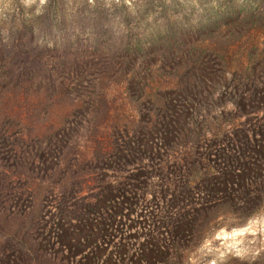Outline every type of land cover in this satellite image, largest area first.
Returning a JSON list of instances; mask_svg holds the SVG:
<instances>
[{
  "label": "rangeland",
  "instance_id": "obj_1",
  "mask_svg": "<svg viewBox=\"0 0 264 264\" xmlns=\"http://www.w3.org/2000/svg\"><path fill=\"white\" fill-rule=\"evenodd\" d=\"M46 5L0 0V264H169V227L139 216L162 177L200 182L207 205L178 234L181 264H264V189L250 186L264 181V0H57L36 32L44 69L19 76L12 39ZM133 44L148 56L127 66ZM52 59L86 66L101 104L77 103L82 89L60 87L76 75ZM236 136L254 154L212 170L210 146Z\"/></svg>",
  "mask_w": 264,
  "mask_h": 264
},
{
  "label": "trees",
  "instance_id": "obj_2",
  "mask_svg": "<svg viewBox=\"0 0 264 264\" xmlns=\"http://www.w3.org/2000/svg\"><path fill=\"white\" fill-rule=\"evenodd\" d=\"M58 7V8H57ZM58 10L59 5L57 6V0H47L46 5V11L44 12L43 17H32L31 19L25 20L22 24V31L24 32L23 35H21L19 38H13L12 39V47L14 51V57H16V61L19 63V76H21V73H24L26 71L30 72H37L40 73L42 68H36V63H40L39 54L41 51L37 49V47H34L35 41H36V32L38 29L46 24V19L48 18L50 12L52 10ZM50 11V12H49ZM50 27H53L52 24H50ZM141 49L139 45L133 44L131 46H128L125 48V61L124 63L127 66H134V63L137 62L140 58H145L148 56L146 53L145 55H142L140 53ZM209 55L218 57L219 53L217 52L216 48H212L209 51H207ZM262 57L264 56V53L262 52ZM264 58V57H263ZM19 60V61H18ZM51 64H55L58 62L57 65H59L61 68H67L69 70H73L74 75H76V78H74L71 82L68 83H61L60 87L64 90H78L82 89L84 92L82 93L83 96H79L78 98H75L77 103H85L87 102L89 105L88 111L92 107H98L101 104L102 97H100V91L102 90V86L100 83L95 82L86 79L81 80L83 69H85L86 66H78V63L74 62L75 60H62L61 62L56 61L55 59H52ZM219 62H224L223 59L219 60ZM223 64V63H222ZM225 65V64H224ZM51 66V65H50ZM222 70L219 72L221 75L220 81L225 82L227 81L226 76L231 73V70L229 68H226L224 66L221 68ZM236 72L239 73V76L241 78V81L247 82L246 85L248 87H255L257 90L260 87V82L250 85L252 79L255 77L254 70L252 71L253 74L250 72L247 68H236ZM42 73V72H41ZM45 74H42L43 78L47 75V71H44ZM47 77V76H46ZM48 85L52 82L48 79ZM128 76L123 77V81H127ZM25 81V80H24ZM29 81V80H27ZM147 81V80H145ZM35 83V84H34ZM28 89H36L38 87V82H29ZM245 85V84H244ZM228 87V86H227ZM242 86L239 85L236 87V89H240ZM260 87L259 89H261ZM0 90H2L0 88ZM189 131L183 133V138L185 136H188ZM239 135V134H238ZM181 137V136H180ZM237 140L234 142L229 141L227 144H214L211 145V149L209 152V157L211 159L215 158L213 160L216 161L215 164L211 166V169L213 170H219L222 169L228 176L232 175L233 171H236V169H239V166H242V163L246 162V159L248 157H251V155L254 154V151H251V140L248 137L247 139H244L241 136H236ZM195 149L197 148H204L206 145V142L204 141H197L194 143ZM187 156V155H186ZM185 158H178L174 157V162H178L181 159L185 161ZM191 159V157H189ZM180 170L184 171V168L181 167ZM161 183L163 186H166L159 190V195L156 194L153 195L152 201H146L144 197H142V206L144 207V210H147V206L152 207L151 210L146 212V214H143L144 211L142 210L139 213L140 217L145 216L146 221L153 225L154 231H159L160 227L158 228V225H160L162 222L168 226L170 230L167 231V236L165 237V242L167 244V257L169 260V264H181L182 259L184 258V248L182 246L181 238H179L178 234L181 232H184L185 230H191V231H197V224H199V213H205L207 210V205L203 201V196H200L202 192L198 190L200 188V182H193L196 183L192 185L190 183L184 184V186L181 185V183H178L175 180H171L166 177L160 178ZM188 181V180H187ZM254 184H250V186H257L259 189H264V181L260 182H252ZM192 185V186H191ZM204 192L209 191L208 188L205 186ZM212 191L217 190L218 188L216 186H211ZM198 190V191H197ZM166 193L164 196L161 195V193ZM157 192V191H156ZM161 192V193H160ZM157 203H155V202ZM154 202V203H153ZM145 203V204H144ZM156 204V207L153 204ZM206 208V209H205ZM204 210V211H203ZM144 229V228H143ZM176 233V235H175ZM29 251H34L33 247L34 245L32 242L28 243ZM137 251V250H136ZM135 253V252H134ZM117 264H121V259L119 256H117L116 259Z\"/></svg>",
  "mask_w": 264,
  "mask_h": 264
}]
</instances>
